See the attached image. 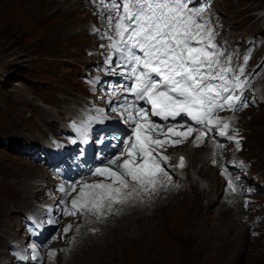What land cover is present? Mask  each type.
<instances>
[{"label":"rangeland","instance_id":"374dc122","mask_svg":"<svg viewBox=\"0 0 264 264\" xmlns=\"http://www.w3.org/2000/svg\"><path fill=\"white\" fill-rule=\"evenodd\" d=\"M228 1L230 7L224 16L227 25L237 33L260 31L264 23V0ZM226 2L216 0L217 5L212 8L221 11ZM76 5L77 0H0V131L4 129L0 134L4 140H0V243L10 222L12 235L18 230L19 217L12 215L26 192L20 186L22 178H18V174L21 177L26 175L23 170L27 169L41 174L40 169L29 166L17 151L11 150L17 148L19 141V150H22V144L39 135V132L34 133L37 125L33 127L32 117H28L30 112H21L26 122L15 116L8 120L4 118L8 110L17 108L21 111L20 100L29 105L34 97L53 101L51 105L56 108L43 106L42 101L37 102L36 108L44 107L51 112L54 122L58 114L63 115L70 108L78 93H69L66 88L80 91V71L72 68L83 63L78 42L83 34L82 20L86 18V12ZM40 109L38 119L43 117ZM262 114L257 118L264 117ZM253 115L256 117L257 113L245 116L244 121L248 128L253 127V135L249 134L248 139L249 152L251 157L259 158L258 165L253 164L252 167L258 168L256 173L262 175L256 178V182L261 184L264 182V161L260 162L264 155V140L254 136V131L261 128L253 121ZM261 122L264 126V119ZM17 124L24 128L23 137H19V133L12 134ZM57 128L51 125L52 132L56 133ZM42 135L46 136L45 133ZM183 147H179L181 151L187 150L190 155L189 171L201 174L203 184L213 188L216 174L208 166H202L205 149L197 148L194 142H187ZM2 186L10 187L12 191L22 188L24 192L6 194ZM185 198L188 200L183 201ZM219 198L211 203L213 199L207 200L204 193L187 190L173 194V197L166 195L145 210L126 211L116 221H105L103 228L96 224L100 232L91 237L83 236V242H80L87 247L82 252H74L70 260L72 264H264V242L261 239L264 230H251L256 241L247 248L244 244L247 235L238 239L235 236L238 229L234 232L224 221V206ZM254 200L264 214V195L255 194ZM11 217L17 219L11 221ZM187 237L195 240L196 244L187 248L175 243H186ZM92 247L93 254L86 253Z\"/></svg>","mask_w":264,"mask_h":264},{"label":"snow or ice","instance_id":"6c2138e0","mask_svg":"<svg viewBox=\"0 0 264 264\" xmlns=\"http://www.w3.org/2000/svg\"><path fill=\"white\" fill-rule=\"evenodd\" d=\"M98 2L108 24L101 33L108 44L101 47L111 50L107 63L112 65L115 57V68L128 82L120 86V99L109 103L133 127L122 151L107 162L114 167H97L92 172L111 183L83 184L65 214L87 211L101 218L105 208L111 213L113 204L158 191V185L164 186L161 175L171 183V175L162 167V162L170 160L161 151L167 146L182 144L194 132H198L195 143L199 146L214 128L216 135L239 145V139L228 134L231 121L218 113L240 111L248 104L242 94L245 69L235 71L230 57L221 60L223 52L214 43L210 22L203 19L204 8L189 7L191 0ZM248 59L245 57V64ZM152 117L165 122L181 119L165 131ZM169 134L177 139H168ZM184 166L182 157L179 167ZM75 190L73 184L71 191ZM71 228L68 225L65 233Z\"/></svg>","mask_w":264,"mask_h":264},{"label":"bare ground","instance_id":"6f19581e","mask_svg":"<svg viewBox=\"0 0 264 264\" xmlns=\"http://www.w3.org/2000/svg\"><path fill=\"white\" fill-rule=\"evenodd\" d=\"M40 113H42L43 114V117L42 118H39L38 120L40 121V122H42V123H45L46 122V119H48L49 120V124L51 125V113L50 112H48L46 109H44V108H41L40 109ZM23 123V122H22ZM22 125H19V124H17L16 125V127H15V130H14V133H12L11 131H9L8 130V132L9 133H12V134H18L19 133V137H23V133H24V128L23 127H21ZM8 127V126H7ZM4 130V129H3ZM3 130H1L0 131V134L2 133V131ZM26 134V133H25ZM31 136V135H30ZM33 137V136H32ZM28 138V137H27ZM30 138V137H29ZM22 140H23V138H21ZM37 139V138H36ZM0 140L1 141H3L4 142V140L0 137ZM9 145V144H8ZM7 146V145H6ZM182 148H184L183 146H182ZM182 148H179V149H176V152H177V154H183V155H186V157H187V161L189 162V164H191V162H190V155L189 154H187L186 152H187V150H186V152H182L181 150H182ZM210 155H215V154H213L212 152H209V154H208V156H210ZM194 174L196 175V173L194 172ZM197 174H198V172H197ZM199 175V174H198ZM197 176V175H196ZM200 176V175H199ZM18 178H22V184L20 185V186H22V188H25L26 189V192H25V195H24V197H21L20 199H19V204L21 205V204H23L24 202H25V200L26 199H28L29 197H30V190H31V185H29V184H27V182H26V180H27V178H28V176L27 175H23L22 177H21V175H19L18 174ZM18 181V180H17ZM15 184V183H14ZM19 188V187H18ZM22 188L21 189H18V191L17 190H13L12 191V189L10 188V187H7V186H2V191L3 192H5L6 194H10L11 192H13V193H15V192H18V193H20V192H24L23 190H22ZM21 190V191H20ZM190 192V191H189ZM187 201L188 199H183V201ZM123 205V204H122ZM177 205H175V207H176ZM158 208V207H157ZM124 211V210H123ZM145 213V212H144ZM139 214H141V213H139ZM157 214H158V212H157ZM160 214V213H159ZM169 214V213H168ZM85 215H90V214H85ZM112 214H110L109 216H111ZM136 215V214H135ZM92 216V215H91ZM165 217V216H164ZM81 221H82V219H81ZM80 221V222H81ZM135 221V220H134ZM140 222V221H139ZM64 221L63 220H61V221H59L58 223H57V230L58 231H62V227H63V225H64ZM141 223V222H140ZM105 225L106 224H104V226L103 227H105ZM78 227V230L77 231H74L73 232V234L76 236V238L70 243V245H71V250H68V251H66V252H62V250L60 249V250H58V251H55L54 253V261H53V263H49V261H48V251H43V253H41L40 255H41V260H42V262L44 263V264H72V262L73 261H71L70 259H71V257H72V255H73V253L76 251V250H78V252H82L86 247H87V245L85 244V245H83L82 246V248L80 249V243H78V240H81L82 242H83V239L81 238L82 236H83V234L80 236V232H82L84 229H85V227L83 226V227H80V224H76L75 225V227ZM131 227V226H130ZM49 228H51V226H49ZM11 231V228H10V226L8 227V229H7V233L4 235V239H3V241L0 243V249L2 248V247H5V246H7L8 245V239L6 238V235L9 233ZM138 231H140V230H138ZM137 231V233H138V235H139V232ZM143 233V232H142ZM142 233H140V234H142ZM184 235V234H183ZM111 237V236H110ZM132 238V237H131ZM134 238V237H133ZM108 239V238H107ZM129 239V238H128ZM109 240V239H108ZM111 240V239H110ZM140 240V239H139ZM187 242L186 243H178V242H175L176 244H178V245H180V246H183V247H187V248H189L190 246H194L195 244H196V242H195V240H192V239H190L189 237H187ZM104 241V240H103ZM136 241V240H135ZM134 242V241H133ZM174 242V241H173ZM101 243V242H100ZM107 244H109L108 243V241L106 242ZM131 243V242H130ZM148 244V243H147ZM54 245H55V242L54 241H52V243L50 244V247H54ZM128 245V244H127ZM126 244L124 245V246H126V247H128ZM108 246V245H107ZM94 247V246H93ZM93 247H92V249L91 250H88L86 253H88V254H91V252L93 251ZM101 248H103V247H101ZM118 248V247H117ZM105 249V248H104ZM95 250V249H94ZM102 250V249H101ZM103 251V250H102ZM114 251V250H113ZM116 251H117V249H116ZM85 253V254H86ZM84 254V255H85ZM92 254H93V252H92ZM258 254V253H257ZM83 255V256H84ZM263 255V254H262ZM82 256V257H83ZM115 256V255H114ZM117 256V255H116ZM82 257H80V259L82 258ZM94 257V256H93ZM263 257V256H262ZM92 258V257H91ZM96 258V257H95ZM80 259L79 260H77V262L78 261H80ZM95 261V260H94ZM76 262V263H77ZM35 264H38V263H35ZM75 264V263H74Z\"/></svg>","mask_w":264,"mask_h":264}]
</instances>
